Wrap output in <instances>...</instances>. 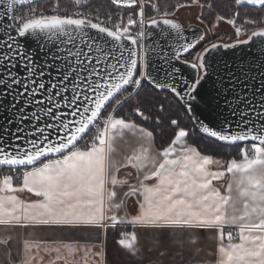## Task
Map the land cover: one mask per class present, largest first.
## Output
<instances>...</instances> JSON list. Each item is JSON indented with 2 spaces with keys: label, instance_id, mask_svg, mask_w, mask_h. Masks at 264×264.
I'll list each match as a JSON object with an SVG mask.
<instances>
[{
  "label": "snow or ice",
  "instance_id": "obj_1",
  "mask_svg": "<svg viewBox=\"0 0 264 264\" xmlns=\"http://www.w3.org/2000/svg\"><path fill=\"white\" fill-rule=\"evenodd\" d=\"M32 2L0 0V106L11 125L0 126V226L105 232L130 227L117 240L129 258L126 264H197L202 249L196 246L208 232L215 264H264V81L253 85L249 96V84L237 78L233 89L239 84L241 91L225 100L230 116L218 127L191 115L188 123L180 116L169 118L172 135L159 148L153 147L154 132L130 118L134 113L148 121L150 114L139 106L118 114L146 84L164 90L166 99L172 97L191 114V102L210 76V51L254 38L264 44V0H177L164 7L161 0H104L93 10L72 12L61 8V0L51 11ZM225 3L230 15L216 12L209 31L225 22L234 29L235 43H210L192 55L206 33L187 40L177 13L199 8L196 19L204 24L203 10ZM71 7L86 6L72 0ZM154 37L162 61L155 70L165 72L163 80L149 71L146 42ZM174 62L190 67L194 76L185 78ZM164 111L161 104L159 112ZM161 122L157 116L156 123ZM126 133L147 146L142 143L117 165L113 142ZM197 134L239 144L237 156L223 160L206 154L189 142ZM121 169L135 170V183L119 178ZM226 175L231 178L222 194L214 181ZM125 187L117 202L118 190ZM24 193L32 199H22ZM130 198L137 205L131 216ZM113 209H125L124 215ZM12 239H0L4 264H33L45 243L24 239L13 253ZM85 249L91 264H107L103 248ZM44 251L55 254L49 264H77L81 248L61 241Z\"/></svg>",
  "mask_w": 264,
  "mask_h": 264
},
{
  "label": "water",
  "instance_id": "obj_2",
  "mask_svg": "<svg viewBox=\"0 0 264 264\" xmlns=\"http://www.w3.org/2000/svg\"><path fill=\"white\" fill-rule=\"evenodd\" d=\"M38 1L41 0H33V2ZM3 11L4 5L0 4V13H3ZM200 33H206V29L202 25L196 23L187 26L184 25V35L187 40H195ZM235 41H218L215 43H235ZM146 43L150 48L148 53L150 63L149 71L152 72L154 77L163 80L165 72L163 70H155L160 69L162 66V61L159 58V43L155 42V37L149 39ZM169 43H175V41L169 40ZM48 47L53 48V45L49 44ZM32 48L38 50L37 44L33 42ZM186 55L187 53L184 54V58ZM206 60L210 65L208 69L210 76L198 90L199 95H197L196 100L191 102L193 112L189 115L197 121H203L212 127H218L225 116H230L225 100L232 101L234 99L233 92L241 91L239 84H235V89H233V84L236 79L239 78V80L249 84V88L245 90L249 96L251 95V87L253 85L259 87L261 82L264 81V44L260 42V38H254L253 42L246 45H237L234 48L218 47L207 54ZM174 63L176 67L181 69L185 78L194 76V70L187 65L181 64L180 62ZM163 68L167 69L168 66L163 65ZM6 115L7 113L4 108L0 106V126L11 127L4 119ZM12 119L15 122L14 118ZM12 130L14 131V128Z\"/></svg>",
  "mask_w": 264,
  "mask_h": 264
},
{
  "label": "crops",
  "instance_id": "obj_3",
  "mask_svg": "<svg viewBox=\"0 0 264 264\" xmlns=\"http://www.w3.org/2000/svg\"><path fill=\"white\" fill-rule=\"evenodd\" d=\"M144 143V146L147 144L142 141L138 136H133L131 133H126L122 138L117 137L113 142V153L112 160L117 163V165L123 162L124 158L131 154L133 151L138 150L141 144ZM154 148H157L155 145V140L153 144ZM215 167V166H214ZM131 172L132 176H127V173ZM118 177L121 179L127 178L130 183H135V170L133 169H121L118 173ZM230 175H226L222 180L214 181V184L217 188L220 189L221 193L225 192L228 181L230 180ZM127 188L119 189V197L123 195V191H126ZM22 199H32L29 194L24 193L20 194ZM126 210L129 214L135 215L137 210V205L135 203V198H130L127 201ZM114 212H117V215H124L125 209L119 211L113 209ZM121 231H132L130 227H119L117 229H108L106 232L101 229L91 228V227H81L79 229H40V230H28L23 229H14L8 226H0V239H5L8 236H11V251L16 253L18 249L21 248L22 242L24 239L29 241H44L45 243L41 245V250L36 253V260L33 264H49V260L55 254L51 255L46 254L44 251L45 247L53 246L55 244H60L61 241L65 244H70L71 246L81 248V251L76 253L75 260L77 264H91L92 256L89 253L85 256V246L96 251L99 248H103L107 254V264H126L128 261V256L124 251H122L118 244L117 240L119 237V232ZM179 236L180 233L178 232ZM205 241L196 247L202 249L199 256L196 257L197 264H215V255H209V253H214L215 245L210 243L211 233L205 232ZM143 243V241H142ZM95 246V247H93ZM6 250L4 246L0 245V264H4ZM62 253L67 255V249H62ZM43 257V260H41ZM155 259V257H152Z\"/></svg>",
  "mask_w": 264,
  "mask_h": 264
},
{
  "label": "trees",
  "instance_id": "obj_4",
  "mask_svg": "<svg viewBox=\"0 0 264 264\" xmlns=\"http://www.w3.org/2000/svg\"><path fill=\"white\" fill-rule=\"evenodd\" d=\"M72 0H62L68 6H71ZM177 0H161V6L175 4ZM203 2V0H202ZM82 3L88 4L94 8L104 3V0H82ZM113 12L118 11L116 9H106ZM219 12L221 14L230 15L227 3L222 7H217L215 11H209L207 9L203 10L202 19L210 25V22L214 20L215 13ZM240 22V21H238ZM192 55H195V50L191 51ZM185 58H191L189 54ZM166 92L164 90H155L151 86L147 85L143 90L140 91L138 97L134 96L133 99L129 101L123 108L119 109L121 115H128L130 109L133 106H139L145 111L146 115L151 116L148 121H144L142 118L135 116L134 113L131 114L130 118L140 123L142 126L152 130L154 132V140L157 148L161 146H167L172 135V129L169 126V118H176L180 116L183 123H188L189 113L185 112L182 107H180L176 100L172 97L165 98ZM164 104L165 111L163 113L159 112V107ZM160 116L162 118L161 124L156 123V117ZM196 147L201 149L206 154L213 155L217 158L228 160L234 156H237L240 145H231L222 142L215 141L211 138H201L199 134L194 136L190 141Z\"/></svg>",
  "mask_w": 264,
  "mask_h": 264
},
{
  "label": "rangeland",
  "instance_id": "obj_5",
  "mask_svg": "<svg viewBox=\"0 0 264 264\" xmlns=\"http://www.w3.org/2000/svg\"><path fill=\"white\" fill-rule=\"evenodd\" d=\"M197 15H201V10L196 7L191 9H181L177 13V18L185 26L196 23L202 25L206 29V39L204 42H201V45H198V47L195 49V52L201 51L204 46H207L210 43H215L218 41L233 42L236 40L232 26L226 24L225 22H220L214 30L209 31L210 25H208L206 22L201 24L200 21L196 19Z\"/></svg>",
  "mask_w": 264,
  "mask_h": 264
},
{
  "label": "built area",
  "instance_id": "obj_6",
  "mask_svg": "<svg viewBox=\"0 0 264 264\" xmlns=\"http://www.w3.org/2000/svg\"><path fill=\"white\" fill-rule=\"evenodd\" d=\"M55 2H56V0H41V1H38V2H32V6L33 7H37V8H45V9L51 11L53 9V6H54ZM83 4L86 7L78 9V8H73L71 6H68L65 3H62V0H61L60 6H61V8H68V10L70 12H72V11H90V10L95 9L94 7H92V6L88 5V4H85V3H83ZM17 7L20 8L21 6H17ZM22 10H23L24 13H27V11H28L27 5L22 6ZM14 14H16V13H14Z\"/></svg>",
  "mask_w": 264,
  "mask_h": 264
},
{
  "label": "flooded vegetation",
  "instance_id": "obj_7",
  "mask_svg": "<svg viewBox=\"0 0 264 264\" xmlns=\"http://www.w3.org/2000/svg\"><path fill=\"white\" fill-rule=\"evenodd\" d=\"M189 25V24H188ZM187 26V25H186ZM244 38V37H243Z\"/></svg>",
  "mask_w": 264,
  "mask_h": 264
}]
</instances>
